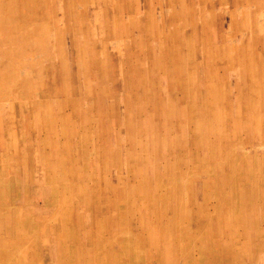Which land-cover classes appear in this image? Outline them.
I'll use <instances>...</instances> for the list:
<instances>
[{"label":"rangeland","instance_id":"rangeland-1","mask_svg":"<svg viewBox=\"0 0 264 264\" xmlns=\"http://www.w3.org/2000/svg\"><path fill=\"white\" fill-rule=\"evenodd\" d=\"M0 264H264V0H0Z\"/></svg>","mask_w":264,"mask_h":264},{"label":"bare ground","instance_id":"bare-ground-1","mask_svg":"<svg viewBox=\"0 0 264 264\" xmlns=\"http://www.w3.org/2000/svg\"><path fill=\"white\" fill-rule=\"evenodd\" d=\"M51 194V193H50ZM44 200V199H43ZM44 202V201H43ZM116 241V240H115ZM182 242V241H181ZM101 244V243H100ZM99 246V245H98ZM101 247V246H100ZM216 251V250H215ZM17 252V251H16ZM118 255H120V254H118ZM124 256V255H123ZM122 257V256H121ZM124 260V259H123Z\"/></svg>","mask_w":264,"mask_h":264},{"label":"crops","instance_id":"crops-1","mask_svg":"<svg viewBox=\"0 0 264 264\" xmlns=\"http://www.w3.org/2000/svg\"><path fill=\"white\" fill-rule=\"evenodd\" d=\"M128 10H130L129 8H127V10L126 11H128ZM129 12V11H128Z\"/></svg>","mask_w":264,"mask_h":264}]
</instances>
